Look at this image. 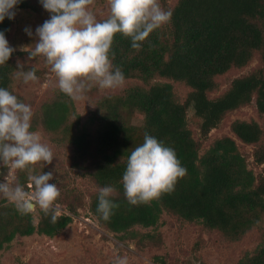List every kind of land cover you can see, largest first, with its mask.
<instances>
[{
    "label": "trees",
    "instance_id": "16d2710c",
    "mask_svg": "<svg viewBox=\"0 0 264 264\" xmlns=\"http://www.w3.org/2000/svg\"><path fill=\"white\" fill-rule=\"evenodd\" d=\"M161 1L165 9L173 11L171 20L141 42V48H132L131 39L120 33L112 43V63L122 70L125 79L138 78L144 86L132 85L121 95L105 97L99 111L87 121L81 120L73 99L59 90L55 98L33 113L32 130L42 125L58 141L70 144L73 167L85 166L99 188L112 185L116 189L111 199L118 207L108 220L97 212L99 191L91 195L89 208L102 226L122 238L143 239L145 236L138 235L135 228H155L163 213L169 212L237 239L264 216V175L249 168L246 155L231 136L216 139L200 155V143L188 124V111L193 110L199 119L204 137L229 112L252 101L264 115V68L235 77L215 97L210 94L219 89V76L245 67L255 54L264 63V0H177L171 7L167 0ZM17 8L49 16L38 0H22ZM14 23L15 19L7 18L0 23L6 37ZM26 53L31 51L15 50L0 65V87L8 88L23 102L24 97L14 87V74L17 59ZM33 68L37 75L38 69ZM158 78L165 81H156ZM171 81L185 83L191 89L184 102L177 100ZM136 112L143 115L140 124L133 122ZM71 115H75L74 121H70ZM231 130L243 143L256 146L254 161L263 164L264 127L255 120L237 119ZM145 132L173 147L187 172L177 180L173 191L151 202L132 205L124 196L122 174L128 155L142 143ZM9 168L10 164L0 165V180ZM27 171L18 169L16 179L26 188ZM83 203L82 196L77 195L67 207L76 213ZM38 212L36 223L34 211L21 214L13 202L0 200V250L17 237L35 233L55 236L73 220L71 215L61 214L53 222V209ZM146 236L153 237L150 233ZM238 264H264V240Z\"/></svg>",
    "mask_w": 264,
    "mask_h": 264
},
{
    "label": "rangeland",
    "instance_id": "374dc122",
    "mask_svg": "<svg viewBox=\"0 0 264 264\" xmlns=\"http://www.w3.org/2000/svg\"><path fill=\"white\" fill-rule=\"evenodd\" d=\"M177 0H167V6L171 7ZM161 7L163 2L159 0ZM98 20L107 17L110 13L109 0H93L89 6ZM15 23L6 37L9 44L19 51H32L37 37L35 28L41 25L49 16H42L30 10L16 8ZM30 27L33 36L29 37L24 29ZM22 70L27 71L33 66L38 69L36 81L24 83L21 76V68L14 74V87L25 99V103L31 105L32 111L37 112L42 104L59 94L57 77L51 71L42 55L31 56L26 53L17 59ZM264 63L259 54L251 62L242 68H235L230 72L219 76V89L211 96L215 97L224 92L231 81L240 75H245L254 70L263 69ZM165 79H156V81ZM155 81L153 79L150 85ZM91 87L80 99H73L76 112L81 115L82 121L89 120L99 110V105L107 96L121 95L132 85L144 83L138 78L125 79L124 83L116 88H100L95 82H89ZM175 96L178 101L184 102L191 89L185 83L171 81ZM149 86V84L145 85ZM255 120L264 127V115L260 114L252 101L239 109L229 112L220 125L212 129L208 136L204 137L200 130V121L194 115L193 110L188 111V124L193 137L199 141V154L202 155L216 139L223 136L233 137L240 151L246 155L249 168L255 173L264 175V163L257 164L254 161L255 145H248L239 140L232 132V123L237 120ZM75 120L71 115L70 121ZM143 115L134 114L133 122L142 123ZM52 153L53 160L40 161L30 165V174L35 171L53 172V181L60 190V195L54 202L57 215H71L72 222L63 228L55 236L35 233L29 236L15 238L10 246L0 250V264H113L117 256H126L128 264H238L246 253L253 254L264 240V216L262 220L246 231L237 239H229L221 231L210 229L199 221H188L176 214L164 212L157 227L144 228L137 226L135 229L139 236H125L110 231L102 226L99 219L89 208L91 195L99 191L95 180L84 167H73L71 164L73 151L67 142L56 139L54 133L47 132L42 125L36 130ZM87 165V164H86ZM25 168L24 170H29ZM22 170V169H21ZM18 169L10 165L7 176L0 181L17 184ZM23 186V185H22ZM26 191H32L30 181L27 182ZM77 195L82 196L83 205L72 213L67 207L69 201L74 202ZM5 197L0 195V200ZM7 198H5L6 200ZM40 208L34 210L35 222H38ZM150 233L151 236H146ZM140 235V236H141Z\"/></svg>",
    "mask_w": 264,
    "mask_h": 264
},
{
    "label": "clouds",
    "instance_id": "9594fccd",
    "mask_svg": "<svg viewBox=\"0 0 264 264\" xmlns=\"http://www.w3.org/2000/svg\"><path fill=\"white\" fill-rule=\"evenodd\" d=\"M22 0H0V23L15 19ZM49 18L35 28L36 39L31 56L42 55L57 77L61 92L76 100L95 82L100 88L111 89L125 81L122 70L112 63L114 36L120 33L131 39V47L139 49L143 41L161 26L170 22L171 9L161 7L159 0H109L110 13L98 20L90 10L93 0H38ZM25 33L33 36L30 27ZM6 30L0 29V65H4L16 50L9 44ZM24 83L36 81V70H22ZM33 111L8 88L0 87V165L13 169L29 168L37 162H51L53 153L32 130ZM31 172V169L29 168ZM187 169L176 151L163 140L145 132L143 141L127 157L122 174L124 196L132 205L148 203L163 193L174 190ZM32 191L20 184L0 181V195L13 202L21 214L53 209L51 219H57L54 202L60 190L53 181L52 171L30 174ZM116 189L106 185L99 189L97 212L108 220L118 207L112 194ZM113 264H128L126 256H117Z\"/></svg>",
    "mask_w": 264,
    "mask_h": 264
}]
</instances>
